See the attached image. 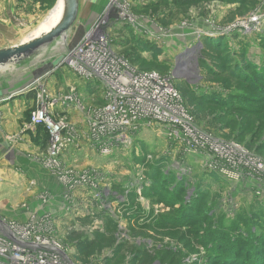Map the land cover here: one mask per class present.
<instances>
[{
    "label": "rangeland",
    "instance_id": "374dc122",
    "mask_svg": "<svg viewBox=\"0 0 264 264\" xmlns=\"http://www.w3.org/2000/svg\"><path fill=\"white\" fill-rule=\"evenodd\" d=\"M59 1H51L52 6H42L32 0H0V49L32 39ZM112 1L114 3L111 0H80L78 21L66 38L13 69L0 71V99L17 94L6 110L2 109L7 104H0V114L19 110L20 127L25 122L28 126L39 91L46 88L51 98L57 94L54 91L58 84L55 67L58 70L68 68L60 65L67 51L80 42L97 19L101 21L107 15L105 32L115 51L126 60L127 55L136 50L132 37H139L138 42L150 43L162 51L161 62L145 61L144 54L137 62L161 71L166 77L175 76L174 85L192 119L190 140L186 139L184 130L174 139L163 126H142L130 136L129 142L105 155L89 137V111L86 110L106 104L104 91L93 93L85 88L86 85H80L84 92L80 95L90 106L84 110L85 121L80 123V135H76L75 143L66 148L62 160L68 161L69 172L93 174L103 192L101 199L91 198V186L79 188L75 205L67 207L64 194L52 199L50 191L44 189L49 185L54 188L55 184L38 165H34L36 179L15 176L18 189L21 193L36 191L33 201L46 198L47 208L54 202L61 205L55 215L47 209L54 228L43 231L48 229V235L66 249L71 260L83 258L78 246L69 240L73 235L94 244L98 251L95 257L101 264H142L144 261L147 264H221L222 259L215 258L216 251L211 249L212 234L220 230L218 226H229L239 239L238 230L246 233L251 225L252 231L264 234L260 231H264V187L257 195L250 187L252 181L239 182L237 175L229 178L220 170H228L224 166L209 168L207 158L216 160L222 156V150L219 151L218 144L212 145L206 140L210 136L222 143V148L224 145L236 154L232 163L240 166L237 168L241 172L250 168L246 163L252 157L264 160V82H260L264 81V0H251L248 6L213 1L188 10L170 7L163 0ZM3 2L9 5L6 7ZM146 4H152L146 9L147 15L143 14ZM93 6L98 9L97 14L91 12ZM93 14L92 24L83 21ZM125 25L132 31L130 36ZM134 58H138V53L130 57ZM133 66L140 69L139 65ZM252 66L263 70L258 71L257 67L254 70ZM47 72V79L54 83L51 89L45 80L31 86L33 80L37 82L38 77ZM69 77L75 79L72 75ZM66 94L58 95L61 100L56 110L66 105L67 97L73 96ZM81 96H78L80 101ZM61 116L74 124L65 115ZM2 117L0 115V122ZM75 131L77 133L76 126ZM24 133L32 139L35 136L39 154L47 152L43 131L28 129ZM19 139L14 133L0 138V179L7 172L2 170L10 166L6 158L11 150L15 151ZM3 148L9 149L6 157L4 152L2 154ZM50 174L56 178L55 174ZM243 177L247 178L246 174ZM178 187L184 188L182 192ZM106 190L109 192L105 194ZM13 194L9 195L10 200L22 201L20 196L16 197L20 193ZM7 195L1 193L0 201L9 199ZM5 205L7 203L0 202L4 210L8 208ZM255 221L262 228L255 230ZM221 238L223 236L215 240ZM258 242L264 250V240ZM243 244L251 250L249 261L254 256L250 247L256 245H251L250 239Z\"/></svg>",
    "mask_w": 264,
    "mask_h": 264
},
{
    "label": "built area",
    "instance_id": "2783aa9c",
    "mask_svg": "<svg viewBox=\"0 0 264 264\" xmlns=\"http://www.w3.org/2000/svg\"><path fill=\"white\" fill-rule=\"evenodd\" d=\"M111 2L114 3L112 0ZM118 8L123 10L121 6ZM127 17L132 20L130 15ZM99 20L92 24L76 46L67 51L60 63L86 83L95 86L96 91H104L106 104L89 110L91 140L105 155L111 154L113 148L129 142L130 136L141 130L142 126H163L169 132V137L174 139L178 138V132L184 130L186 139L190 140L192 123L189 122L192 119L183 107L181 94L174 85L175 76L166 77L155 71H143L134 67L113 48L110 37L105 32L108 16ZM44 80L45 76L40 77L31 86ZM67 98L66 104L76 101L75 97ZM60 100L57 96L51 98L46 88L41 89L27 128L35 130L43 126L47 130L48 149L41 159V165L44 170L56 175L63 187L67 207L75 205L76 195L82 186H91V198L97 201L101 199L103 192L100 184L94 181L95 176L91 173V176H87L82 171L69 172L67 163L62 160L66 148L75 143L76 131L74 125L56 113L55 107ZM206 140L212 145L218 144L219 151L220 148L222 150V156L218 155L216 160L210 156L207 158V162L210 161L209 168L224 166L228 170L220 169L222 173L229 178L237 175L238 181H252L250 187L260 195L264 187V160L252 157L246 163L250 168L241 172L237 168L240 166L232 163L236 154H232L224 145L222 148V143L210 136ZM67 172L73 175H68ZM245 174L247 178L243 177ZM108 192L104 191L105 194ZM40 201L45 209L48 200L40 198ZM24 209L30 212L27 206ZM42 212L40 215H30L26 223L0 216V264H75L66 249L48 235V229L43 231L52 226L54 228V225L52 220L50 223L48 211Z\"/></svg>",
    "mask_w": 264,
    "mask_h": 264
},
{
    "label": "crops",
    "instance_id": "0c3cea01",
    "mask_svg": "<svg viewBox=\"0 0 264 264\" xmlns=\"http://www.w3.org/2000/svg\"><path fill=\"white\" fill-rule=\"evenodd\" d=\"M3 3L5 6L9 5V3H7V2H6L7 4L5 2H3ZM12 5L14 6V4H11V6ZM102 8L103 7H101L100 10ZM91 12H94V14L95 13L97 14L98 9L96 10V8L93 6ZM94 14L91 16L92 18H90V19L85 18L83 21H87V22L89 21L88 24H92L94 21V18H93ZM62 67H60V68H62ZM54 70L57 71L56 77L58 80V84L54 90L55 92H57V94H55V95L58 97V95L59 96H66L67 95L66 93H68V94L72 93L71 94V95H73L72 97L76 98L75 99L76 101H74V102L70 101L66 105L59 106L56 110V113L60 117H62L61 115H65L66 117H68L69 119L72 120L71 123H74L72 125L76 126V128H77L76 135L78 136V135H80L79 130H81V128H80L81 124L80 123L83 120L85 121V115H84L85 111L84 110L90 106L89 104L86 103L87 99H85L83 96L80 95V94L84 93V92H81L80 85H84V86L86 85L85 88L92 91L93 93H94V91H96L95 86L91 85L90 83H86L82 78H80L77 74H75L69 68H63L61 70H58L55 67ZM54 70H53V72L51 71L52 74L54 73ZM48 75H49V72L45 73L44 75H41L40 77L45 76V82H49L47 84L49 85L48 87L51 89L50 86H54V83L52 82V80L47 79ZM69 75H72L75 79L69 77ZM40 77H38V79ZM34 81L35 80H33V82ZM77 95L81 96V98H82L81 101L78 99ZM15 97H17V94L16 95H9L8 97H6L3 100L0 99L1 105L7 104V106L4 107L2 110H6L10 106L9 102L11 100H13V98H15ZM82 106H85V107H82ZM90 108L86 109V110L89 111ZM13 111H15V112H9L8 114H6V112H1V114H0V115L4 116V117H2L3 119L0 122V138L4 139V136H6L7 134H11V133H14L16 136H20L19 142H18V144H16L15 157H14L13 162L11 163L8 159H6V162L10 166L8 169L2 170V172H5V171H7V172H5V174H3L4 178L0 179L2 181V185H0V194L1 193H7L8 194L7 197L9 198V195L12 193H14V194L20 193V194H17L16 197L20 196L22 198V201H18V202L15 201L14 202V201L10 200V198L7 200H4V201L3 200L0 201V202H2V204L7 203V205H5V206H8V208L6 210L1 208L2 205L0 206V216L3 217L4 219H7V220L17 221L20 223H26L27 218H29L30 215H33V214L40 215L43 213L42 212L43 210H47L48 208L50 209V211L54 215L57 214L56 210L58 207H61V205L54 202L53 204L49 205L48 208L46 206L44 209V207L42 205H40L41 203L39 200L33 201L34 198H32L33 197L32 195H33V193L35 194L36 191H31V192L27 191L28 193H21V191H19L18 184L15 181V179L17 180V178L15 177L16 175L20 174L22 179H28V178L36 179L37 174H36V171L34 170V165H38L39 168L42 170L41 172L46 177H48V179L51 178L55 184L54 188L52 185H49L48 188L44 189V190L50 191V193H48V194L51 195L52 199H58L59 197L62 196L64 191H63L62 185L58 182L57 178H55L53 175H51L49 172H47L46 170L43 169V167L41 165V159L43 158L45 153L43 155H41V153L40 154L38 153V148L35 147L36 141H37L35 136L32 139V137L30 135L24 133V131L28 130V128L26 126V122L23 123L22 127H20V122H18V120H20L19 118H20L21 112L19 110H13ZM10 117H11V119H9ZM35 130H30V131L35 132ZM47 145H48V143L46 144V148H47ZM5 146L7 147V145H4V147ZM11 149H13V148H11ZM7 151H9V149H4V148L2 149V154L4 152L3 156L5 155V152H7ZM16 151H17V153H16ZM40 156H41V158H39ZM4 157H6V156H4ZM65 163L68 164V161L66 160ZM44 190H42V191H44ZM14 194H13V196H14ZM31 199H32V201H31ZM24 202L28 203V205H27L28 207L30 206L29 207L30 212H27L24 209V205H25Z\"/></svg>",
    "mask_w": 264,
    "mask_h": 264
},
{
    "label": "trees",
    "instance_id": "16d2710c",
    "mask_svg": "<svg viewBox=\"0 0 264 264\" xmlns=\"http://www.w3.org/2000/svg\"><path fill=\"white\" fill-rule=\"evenodd\" d=\"M32 1L35 2V3H40L42 6H52L50 4V2L53 1V0H32ZM213 1H219V2H222L223 4L240 3L241 5L248 6V3L251 0H163V2L165 4H167L168 6L170 5V7L172 6V7H175V8H178V9H184V10H188V9H191V8H194V7H198L200 4H203V3H212ZM148 6H152V4L143 5V8H145V11L143 12V14H146L147 12H149V11H146ZM124 29L126 31L128 30L129 36H130L132 31L130 30L129 26L125 25ZM133 36H134V34H133ZM133 38H135L136 41H133ZM262 38L264 39L263 35H262ZM137 40H141V39H139V37H137V38L136 37H132V43L135 42V45H136L135 49L136 50H134L135 52H133L132 55H130V56L127 55L128 61L132 62L131 63L132 65H139L140 69L143 70V71H155V72H158L161 75L164 74V73H162L161 71H159L157 69L147 67L146 65H144L142 63H138L139 60H140V55L143 56V54H144L143 57H144L145 61L152 62V61H155V60H157V61L159 60V62H161L160 61V55L162 54V51H160L156 47L152 46L150 43H141V42H138ZM136 53H138V58L130 59V57H133V55L136 54ZM252 67L255 70L257 66L256 67L252 66ZM258 69L259 68L257 67L256 70H258ZM259 70L262 71L261 69H259ZM260 82H264V81H260ZM193 102H192V104H194ZM29 119H30V117H29ZM36 130H40V131L44 132L45 137H44V142L43 143L46 145L47 142H48V132H47V130L43 126L37 127ZM38 141H40L39 138H38ZM183 189L184 188L181 187V188H179V191L182 192ZM184 191H186V190H184ZM174 192H176V191H174ZM175 197H177V196H175ZM179 198L180 197H178V199ZM189 203H191V202H189ZM188 205H190V204H188ZM190 219H192V217ZM251 220H252V218H251ZM258 224H259V222L255 221V224H254L255 225V228H254L255 230L256 229L259 230V228H262ZM217 229H220V230H217L216 234H212V237H213L214 241L212 242L213 246H211V249L216 251L215 258H221L222 259V263L221 264H264V250L261 249V243L258 242V240H262V241L264 240V234L258 235L257 233H255L256 231H254V230L252 231L251 230L252 229V225L249 228V230H247L246 233H243L240 229L238 230L239 234L241 235L240 236L241 239L238 238L237 234H236V237H235L234 233L230 230L229 226H227V225L224 226V227L223 226L222 227L218 226ZM260 231L264 232L263 229H260ZM222 236H223V238H221L219 241L215 240L216 238L219 239V237H222ZM243 236L246 239H250L251 245H256V247H254V246L250 247V249H252V251H253V255L254 256L249 261H248V259L250 257H249V253L248 252H250L251 250L247 249L248 245L243 244V242L244 243L246 242V239ZM69 240L71 241V243H75L78 246V249H79L80 253L83 256L82 259L77 258V257L74 258V259L72 258V261L75 264H101L100 263L101 261L96 259V257H95V255L98 254V251L95 250L93 243L88 242V241H81V240L75 238V236H73V235L69 237ZM256 248H259V249H256ZM239 251H240L241 254L239 253ZM246 253H248V255ZM146 257L149 258V259L152 258V257H150L148 255H146ZM104 264H105V262H104ZM142 264H147V262L144 261Z\"/></svg>",
    "mask_w": 264,
    "mask_h": 264
},
{
    "label": "water",
    "instance_id": "95a60500",
    "mask_svg": "<svg viewBox=\"0 0 264 264\" xmlns=\"http://www.w3.org/2000/svg\"><path fill=\"white\" fill-rule=\"evenodd\" d=\"M64 5V13L61 19L47 32L19 45L0 49V71L13 69L33 56L45 52L54 42L67 37L69 31L78 21L80 0H64ZM14 157L15 151L11 150L6 159L12 163Z\"/></svg>",
    "mask_w": 264,
    "mask_h": 264
},
{
    "label": "bare ground",
    "instance_id": "6f19581e",
    "mask_svg": "<svg viewBox=\"0 0 264 264\" xmlns=\"http://www.w3.org/2000/svg\"><path fill=\"white\" fill-rule=\"evenodd\" d=\"M64 0H60L56 7L53 9L51 14L48 16V18L43 22V24L37 29L35 34L32 36V38L47 32L51 27L57 24V22L61 19L63 13H64ZM255 22V21H254ZM245 33V32H244ZM66 38V37H65ZM64 39V38H63ZM62 39V40H63ZM74 47V46H73ZM71 47V49L73 48ZM177 72V71H176ZM172 77V76H169ZM161 141V140H160ZM140 157V156H139ZM162 157V156H161ZM190 158V157H189ZM155 159V158H154ZM166 161V160H165ZM138 163V162H137ZM199 164V163H198ZM143 173V172H142ZM188 179V178H187ZM223 179V178H222ZM207 181V180H206ZM223 181V180H222ZM136 184V183H135ZM243 188V187H242ZM235 191V190H234ZM143 194V193H142ZM146 194V193H145ZM226 194V193H225ZM242 202V201H241ZM233 203V202H232ZM237 204V203H236ZM225 255V254H224Z\"/></svg>",
    "mask_w": 264,
    "mask_h": 264
},
{
    "label": "flooded vegetation",
    "instance_id": "af4514ba",
    "mask_svg": "<svg viewBox=\"0 0 264 264\" xmlns=\"http://www.w3.org/2000/svg\"><path fill=\"white\" fill-rule=\"evenodd\" d=\"M177 72L179 73V72H181L180 70H177Z\"/></svg>",
    "mask_w": 264,
    "mask_h": 264
}]
</instances>
